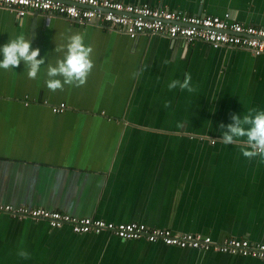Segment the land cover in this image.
Masks as SVG:
<instances>
[{"label":"crops","instance_id":"crops-1","mask_svg":"<svg viewBox=\"0 0 264 264\" xmlns=\"http://www.w3.org/2000/svg\"><path fill=\"white\" fill-rule=\"evenodd\" d=\"M264 28V0H117ZM74 33L93 48L80 87L50 91L48 64ZM24 34L45 57L36 79L23 62L0 69V204L41 208L174 234L264 243V159L243 138L221 142L232 115L264 110V55L156 34L127 35L0 8V47ZM2 59V57H0ZM191 75L194 92L179 87ZM27 103V105L25 104ZM64 103L63 113L51 107ZM169 103V107L165 104ZM26 252L27 256H20ZM0 264H264L209 251L121 240L108 232L0 214Z\"/></svg>","mask_w":264,"mask_h":264},{"label":"built area","instance_id":"built-area-1","mask_svg":"<svg viewBox=\"0 0 264 264\" xmlns=\"http://www.w3.org/2000/svg\"><path fill=\"white\" fill-rule=\"evenodd\" d=\"M0 8L14 13L17 20L30 14H43L81 24L93 22L131 39L139 35L156 34L180 40L186 45L201 42L244 49L254 56L264 55V28L243 25L232 20L229 14L222 17L187 15L147 4L132 5L117 0H0ZM65 109L64 103L51 107L54 114L63 113ZM0 214L18 220L44 221L51 229L68 227L77 235L108 232L121 240H144L202 253L214 251L264 261V243L247 239L227 238L216 242L209 236L174 234L169 229L149 228L141 223H113L7 204H0Z\"/></svg>","mask_w":264,"mask_h":264},{"label":"clouds","instance_id":"clouds-1","mask_svg":"<svg viewBox=\"0 0 264 264\" xmlns=\"http://www.w3.org/2000/svg\"><path fill=\"white\" fill-rule=\"evenodd\" d=\"M64 51V56L57 59L55 65L48 64L47 77L45 81L46 87L50 91L63 90L64 86L71 85L80 87L86 83L87 77L94 67L92 60L93 48L86 45L84 35L74 33L67 37V43L62 48H56L54 51ZM40 56L38 48H32L29 37L20 34L15 38L8 40L0 47V69L13 70L22 62L27 65L29 71L28 78L36 79L41 70V66L45 65V57L37 59ZM167 87L173 90L179 87L181 90L194 92L196 89L191 84V75L185 74L183 82L172 80ZM170 104L166 103L165 107ZM231 123L228 125H220L223 130L221 142L225 145H232L243 138L246 150L242 151L243 157L254 159L257 156L264 159V110L256 108L249 109L243 117L237 115L231 116ZM20 256H27L26 252H20Z\"/></svg>","mask_w":264,"mask_h":264}]
</instances>
